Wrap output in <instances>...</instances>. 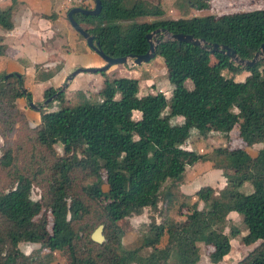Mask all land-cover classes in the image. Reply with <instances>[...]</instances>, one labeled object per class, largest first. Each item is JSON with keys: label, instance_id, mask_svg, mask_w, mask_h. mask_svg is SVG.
<instances>
[{"label": "trees", "instance_id": "1", "mask_svg": "<svg viewBox=\"0 0 264 264\" xmlns=\"http://www.w3.org/2000/svg\"><path fill=\"white\" fill-rule=\"evenodd\" d=\"M98 1L101 9L97 15L75 13L72 18L110 58L144 54L148 48L145 36L156 29L226 46L243 60H251L264 45V9L213 18L138 21L148 16L146 10L153 16L156 6L147 0ZM193 6L203 10L208 3L195 0ZM76 7L86 9L83 4ZM10 12L11 8L0 17L6 30ZM155 55L170 74L169 103L159 92L137 96V81L119 78L104 82L99 103L81 100L40 115L32 128V141L54 156L56 173L37 200H31L33 183L25 176H17L14 186L0 192V264H44L18 249L20 244L34 243L37 234L45 231V219H36L42 211L51 217L44 247L66 250L67 264H167L171 259L173 264H196L197 243L203 244L209 264H217L229 250V236L237 233L233 226L224 233L229 213L240 217L246 230L242 237L245 246L259 242L236 264H264V60L240 67L223 53L164 40L156 46ZM224 70L233 74L246 70L248 74L232 90L221 73ZM186 81L190 89L184 86ZM59 89H45L42 98H50ZM19 97L31 100L21 78L0 76V114L6 115V107L15 111ZM233 107L237 113L231 112ZM133 112H138L137 119ZM190 115L188 122L169 124L171 117ZM190 128L200 136L208 128L220 133L236 128L243 146L219 149L213 155L216 167L223 171L224 186L219 190L200 187L190 204L178 207L174 216L179 221L173 222L165 206L170 205L171 192L186 167L197 160L194 152L178 147L175 140L187 135ZM55 145L63 149L64 157L54 155ZM253 145H260L254 154L248 149ZM100 173L104 174V192L95 186ZM79 175V180L89 177L95 182L74 191ZM245 182L252 188L246 195L238 191ZM160 205L166 218L156 223L149 216L142 225L143 233H136L139 244L124 248L118 222L140 216L144 209L154 213ZM101 225L104 242L94 243L89 236ZM144 248L149 249L146 256L140 254Z\"/></svg>", "mask_w": 264, "mask_h": 264}, {"label": "rangeland", "instance_id": "2", "mask_svg": "<svg viewBox=\"0 0 264 264\" xmlns=\"http://www.w3.org/2000/svg\"><path fill=\"white\" fill-rule=\"evenodd\" d=\"M156 7L152 12L155 14L149 15V11L145 13L148 16L140 17L137 20L144 19L154 20H175L180 18H213L221 14L235 13V12H249L258 9H264V0H206L208 8L203 10H197L193 6L195 0H147ZM90 2V1H88ZM86 1L83 0V5ZM151 12V11H150ZM156 39H159L157 36ZM154 38H151V42ZM182 47H177L178 54L182 53ZM213 59L210 57V63ZM105 66V62L99 58H90L85 60L81 67L78 69H101ZM50 67V66H49ZM0 76L4 77L5 73H1ZM38 71V70H35ZM73 71V70H72ZM69 72L68 75L70 73ZM174 73V72H173ZM222 75L229 79V87L232 90H236L242 83L245 76L248 74L246 70H240L237 73H229L226 70L221 72ZM67 75V76H68ZM168 70L164 67L162 59L159 55L148 61L146 64L134 66L131 60H127L126 64H113L103 71L95 73L80 72L76 74L66 85L64 90L58 97H54L49 102L44 104V99L41 95L36 96L34 100L31 97L30 101H27L24 97H19L15 100V111H9L6 107V115L0 114V192L9 190L14 186L17 176H25L32 181V188L30 191L31 200H37L39 195L46 188L51 176H54L56 171L52 164L54 163V156L42 151L39 147L33 143L32 128L38 124V119L41 114L46 112H52L58 110L64 106H73L85 100L91 104L99 103L101 101L100 91L104 82H111L114 79L127 78L137 81V96L146 94L153 95L155 93H161L166 102L169 103L171 98L172 84L170 83ZM45 78L47 75L44 73L34 72L31 78L28 75L22 74V85L33 84V78ZM58 79V78H56ZM65 79V78H64ZM62 75L58 81H44L42 82L43 88L52 87L54 84H58L62 80ZM184 86L190 89V82H185ZM60 87V88H61ZM62 89V88H61ZM28 93V91L26 90ZM31 96V94H30ZM20 99L22 102H20ZM52 101V102H51ZM28 102H31L36 109L34 113L28 108ZM51 102V103H50ZM23 104L22 107L19 106ZM46 105V106H45ZM4 106V105H1ZM165 110H168V106ZM25 112L27 115H25ZM232 113H237L236 108L231 109ZM24 114V115H22ZM138 112H133V119H137ZM192 119L189 117L174 116L169 119L170 125H179L184 122H188ZM236 128L230 133H220L212 128H208L205 135L200 136L194 128L188 130L187 135L179 136L176 138V145L180 148L190 150L194 152L197 157L196 162L193 164V168L210 162L215 167L218 163L213 159V155H216L219 149H234L243 146L240 138L236 135ZM260 148V145H253L248 147L251 153L256 152ZM54 155L58 157H64L63 149L59 145L53 146ZM9 158V161H8ZM6 160L8 165H4ZM217 168V167H216ZM231 173V170L227 171ZM80 179V175L77 181L73 183L74 191H77L80 185H89L95 182L94 178ZM208 180L206 176L199 178L200 182ZM97 189L101 191L106 190L104 174L100 173L98 178V184L95 185ZM238 191L244 195L252 192V188L248 182L243 183ZM172 199L178 197L177 191L171 192ZM161 206V205H160ZM153 216L156 223L166 218L164 208L159 207L154 213L149 209H144L142 212V220H138L135 217L121 220L118 222L121 230L124 233L122 237V245L124 248H133L139 244L137 237V231H140V235L143 233L142 225L148 223V217ZM44 218L46 221L45 231H41L37 234V240L34 243L20 244L18 246L19 251L24 256L32 255L33 259L37 261H43L44 264H67L68 254L66 250L49 251L44 247L45 233L49 231L51 225V217L48 211H42L36 219ZM224 226V233L228 234L229 227L233 226L237 229V233L233 236H229L228 244L229 250L221 261L222 264H236L242 258H244L259 242L253 244L244 245L242 243V237L245 235L246 230L240 221V217L234 213L232 219L226 218ZM97 228H95L89 238L93 236ZM100 236L103 237L101 231ZM199 247V260L196 264H209L206 250L202 243H197ZM149 249H142L140 254L146 256ZM164 264V263H160ZM167 264H173L172 259ZM220 264V263H217Z\"/></svg>", "mask_w": 264, "mask_h": 264}, {"label": "crops", "instance_id": "3", "mask_svg": "<svg viewBox=\"0 0 264 264\" xmlns=\"http://www.w3.org/2000/svg\"><path fill=\"white\" fill-rule=\"evenodd\" d=\"M85 1V8L92 9L93 0ZM70 6L72 5L66 0H0V17L11 8L7 18L10 28L6 30L0 24L1 73L17 74L21 80L22 74L30 78L34 72L47 75L38 79L34 76L33 84L22 85L31 94L32 100L36 96H42V92L47 89L43 88L42 82L58 81L61 75L65 82L69 72L81 67L85 60L98 57L69 25L66 12ZM62 80L48 88L58 89L62 85ZM19 106L22 107L23 104L19 103ZM28 111L34 113L36 110L30 108ZM202 176H206L208 180L201 183L199 178ZM224 184L223 171L210 162L196 168H193V164L186 167L181 181L174 190L178 192V197L171 199L170 205H164L169 219L173 222L179 221L174 216L178 207L190 204L193 201V194L200 187L208 186L219 190ZM200 207L199 203L198 208ZM233 217L234 213H229L226 218ZM135 218L142 220V214ZM196 246L198 247L197 244Z\"/></svg>", "mask_w": 264, "mask_h": 264}, {"label": "water", "instance_id": "4", "mask_svg": "<svg viewBox=\"0 0 264 264\" xmlns=\"http://www.w3.org/2000/svg\"><path fill=\"white\" fill-rule=\"evenodd\" d=\"M94 6L92 9H83L80 7H74L71 8L67 13H66V18L71 26V28L85 41L87 47L93 51L99 58H101L105 62V66L101 69H75L72 73H70L66 77V81L63 84L62 89H60L57 93L52 95L50 98L46 99L44 101V104L49 102L51 99L56 97L58 93H61L64 88L66 87L67 83L78 73L80 72H86V73H95V72H100L108 68L109 66L113 64H126L127 60H131V63L134 66H139L141 64H146L148 61H150L156 52V46L161 42V41H176L179 43H189L194 46H198L203 49H210V52H220L225 54L231 62H233L234 65H238L240 67H251L253 66L259 59L264 60V45H261L259 48V51H257L251 60H243L240 59L234 51H231L229 48L226 46H219L216 44H208L205 41L201 39H194L192 36L189 35H183V34H170L167 31L163 29H156L151 33H148L145 36V39L148 44L147 51L142 54V55H128L124 56L122 58H110L106 56L105 54L102 53V51L99 49L98 44L94 41V37L86 33L77 23L73 20L72 15L75 13H79L84 16H95L100 12L101 6L100 2L98 0H93ZM159 37V39H156V37ZM151 38H154V42H151ZM11 76H15L16 78H19V75L17 74H8L4 76V79L9 78ZM28 107L31 109H36L32 105L31 102H28ZM103 229V226H98L95 232L93 233V236L90 237L91 241L94 243L101 244L104 242L103 237L100 236V233Z\"/></svg>", "mask_w": 264, "mask_h": 264}, {"label": "built area", "instance_id": "5", "mask_svg": "<svg viewBox=\"0 0 264 264\" xmlns=\"http://www.w3.org/2000/svg\"><path fill=\"white\" fill-rule=\"evenodd\" d=\"M66 2L74 7L77 5H81L83 3V0H66Z\"/></svg>", "mask_w": 264, "mask_h": 264}]
</instances>
